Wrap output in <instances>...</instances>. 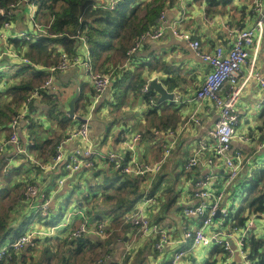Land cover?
<instances>
[{"label":"crops","instance_id":"0c3cea01","mask_svg":"<svg viewBox=\"0 0 264 264\" xmlns=\"http://www.w3.org/2000/svg\"><path fill=\"white\" fill-rule=\"evenodd\" d=\"M146 1L135 0L134 5L142 6ZM209 3H211L209 0H175L170 6L166 5L163 10L164 25L166 27L176 26L178 31L187 33L191 38L199 40L203 50L212 51L215 46L219 44L226 46L231 40L229 29L247 28L254 23L255 17L251 12L252 0H230L225 3L217 1V3L215 2L216 4L211 6H209ZM140 14H143V12ZM28 21L30 19L27 14L21 13L14 28L24 29L20 28V23L24 22L26 24ZM80 51L81 53L85 52L83 45H81ZM253 53L254 49L251 47L249 49V58L236 77L239 82L245 78ZM149 61L154 67H168L170 71H173L174 75H177V80H179L178 87L174 89V100H167L164 105L156 108H154V102H145L142 89L138 92L127 90L121 94L114 87L125 72H133L142 63L145 65L142 74L145 79L143 86L153 77L161 79L170 76L164 69H147ZM254 70L264 77V38L260 41L255 54ZM15 71L16 69L13 71L5 70L4 72L11 73L8 74L11 76L15 74ZM208 71L209 67L199 59L187 42L175 37L170 29L166 28L165 34L160 39L144 38L141 40L139 47L134 53L133 60L123 67V70L117 74L116 78L110 80L109 86L98 98L94 94L92 82L83 64L77 63L66 70L57 71L53 76L52 87L54 90L48 91L53 97L56 96L58 98L59 104L62 109L66 110V114L69 108V101L75 94L79 95L81 85L90 89L89 92H86V95L90 97L87 112H84L81 117L89 119V140L93 149L99 154L117 151L128 162H135L138 165L151 164L162 155L161 146L156 141L154 132L170 130L176 133L174 148L159 172L164 175L162 185L164 182L166 185L173 182L175 201L167 207L161 206L160 201H163L165 197L161 195V188H159L157 201L144 209L152 223L159 224L168 230L173 241L172 246H169L170 250H167L165 254H159L153 248L155 238H142L135 228L131 226L128 237L123 240H117L114 249L108 252L113 257L114 264H120L125 254L144 247H147L145 255L148 264H161L168 261L170 253L173 252L174 248L179 247L183 229L198 225L196 220L185 218L182 209L185 205L193 203L192 191L195 183L198 177L203 176L210 168L204 163L189 170H185L184 167L187 159L197 151L199 141H211L208 132L214 126L219 115V110L212 101L208 99L200 102L192 101V97L202 86ZM117 80L119 81L115 83ZM127 81L128 79H124L122 83H118L122 85H118V88L121 87L123 89V84H126ZM5 88L6 86L0 82V89L3 94L1 95L0 93V97H4L2 99L9 97V93L5 94ZM120 97H123L121 104L118 103ZM263 97L264 89L254 79L249 78L245 81L237 102L239 116L237 135L231 143V151L242 153L245 163L237 179L224 192L220 204V207L223 208L222 210L234 209L238 211L239 217H244L245 219L248 214L253 212L248 199L245 198V191L249 187L250 181L255 177L254 170L256 168L260 169L264 165ZM45 109L46 106L38 104V107L29 110L24 119L18 124L21 144L27 146L28 152L30 151L29 146L35 141L34 138L44 140V138L48 137L55 139V136L61 132L57 122L49 118ZM171 113L175 115V118L170 120L167 115ZM75 115L77 116V114ZM194 119H197L198 122H195ZM79 124L80 121L74 120L63 131L65 138L70 131L77 129ZM135 133L141 134V138L133 151H129L122 143L123 135ZM8 134L9 129L0 131V145L7 139L6 136ZM65 138L63 137L60 141ZM81 145L84 144L80 138L66 141L62 145L63 152L67 153L75 146ZM3 150L0 153V173L7 176L11 172V176L7 180H2L0 176V189H12L13 185L20 180H33L40 191L48 192L51 195V208L55 211V214L63 209L64 213L68 209L83 211V207H86V205L90 206L93 201L102 199L101 191L97 184L108 173L106 171L107 168L103 167L102 160H98L96 167L91 171L63 173L64 169L62 167L49 168V163L39 160L34 155L35 152H29V157H23L15 155L11 145H4ZM5 159L9 160L7 164H5ZM34 165H39L41 172L34 170L32 168ZM214 165L215 167L212 170L215 173L216 186H219L217 188L219 190L226 175V168L219 159L214 162ZM250 173L252 174V179L248 178ZM152 177L144 176L145 188L151 186ZM61 179L62 182L59 183ZM20 192L21 190L19 194ZM260 194L262 195V189ZM23 208L28 210L25 206ZM31 216L33 214L30 213L26 218H23V216L17 217L18 222L14 224L16 226L26 220L28 223L23 233L28 231H37L39 233L36 236L37 243H35V247H25L21 252H26L25 250L40 251L46 243L45 237L44 239L40 237L44 234L42 231L43 223H39L38 220H31ZM103 216L102 221L106 224L108 230L111 218L107 214ZM76 218L81 217L73 215L70 217L68 224ZM84 221L86 226L93 231L94 229L91 227L93 223H90L89 217L84 218L81 223ZM216 224L218 222L207 228L206 232L210 233ZM88 235L95 236L93 232L88 233ZM247 236V241L253 236L258 239H264V215L257 216L255 227L249 231ZM232 246L235 248V253L228 255L223 250V253L215 252L217 246L214 244L205 247L208 248L207 252H202V248L198 246L190 249V245L187 243L185 245V248H188L186 255L178 264H203L207 258H210V260L214 259L216 261L215 264H243L240 251H238L234 241ZM248 249L245 248V253L249 256ZM21 252L18 251L17 253ZM257 252L264 259V244L258 247ZM29 261V263H32V258ZM29 263H27L26 259L25 264Z\"/></svg>","mask_w":264,"mask_h":264},{"label":"trees","instance_id":"16d2710c","mask_svg":"<svg viewBox=\"0 0 264 264\" xmlns=\"http://www.w3.org/2000/svg\"><path fill=\"white\" fill-rule=\"evenodd\" d=\"M23 1L0 0V32L4 31L3 25L5 22L16 25L21 14L18 8ZM99 1L36 0L35 20L37 23H35L43 28L44 33H37L34 29V22L30 20L26 24L24 22L20 23V28H24L30 39L7 38L6 45L0 44V52L11 50L17 55L16 57L0 55V67L9 68L19 65L14 75L6 78L5 75H0V82L2 81L6 86L5 94L9 93L8 98H0V131L8 129L12 119L20 113L25 105L27 107L26 114L29 110L36 109L38 104L46 106L47 115L51 120L57 122L61 132L55 136V139L48 137L44 140L34 138V143L29 146V152H35L34 155L42 162L47 161L48 165L51 164L56 154V148L61 142L60 140L63 137L65 138L63 131L75 120L66 114L65 109L61 108L58 98L53 97L48 89L42 87L50 75L49 68L58 64L61 54H66L69 57L78 56L81 53V45L85 43L89 52L91 70L109 74L110 80L116 78L123 67L133 60L136 51L130 53L129 50L135 42L141 38L145 31L156 25L166 5L170 6L175 2V0H147L142 6H135V0H119L113 8H102L97 5ZM217 1L225 3L230 0H209L211 2L209 6L216 4ZM142 12L143 14H140ZM40 18H43L44 21L41 22ZM33 39L36 40L32 41ZM23 59H27V61L24 62ZM144 66L142 63L133 72H125L122 75L123 77L119 79L120 81H115V83L119 81L120 84L124 79H128L127 83L123 84V89L118 88V83L114 85L119 93L122 94L127 90L135 92L141 90L145 82L142 77ZM147 69H164L165 72L170 74L169 77L160 79L168 92H174V89L178 87L177 75H174L168 67H154L149 61ZM1 89L0 93L3 95ZM34 90H38L41 97L26 102V99ZM89 91V88H84V85H81L74 104V114H77V116L87 112L90 97L86 95V92ZM143 94L146 103H150V100L154 102V108L167 102V100L158 102V94L150 88ZM122 99L123 97H120L119 104L122 103ZM167 117L171 120L175 118V115L171 113ZM8 136L6 137L8 138ZM122 161L123 163L128 162L126 158ZM103 167L107 168L108 173L97 184L102 199L93 201L90 206L83 207L85 213L81 218H76L73 222L58 228L57 232L51 227L65 221V219L61 220L65 217L64 209L55 214V211L51 208L48 219L37 218L39 223H43L42 231L44 234L40 237L43 239L45 237L46 243L38 252L36 260L29 264H95L102 250H106V253H108L114 249L117 240L128 237L131 226L124 221L123 215L137 202L148 197H155L156 202L157 197H159L157 196L159 188H161V195L165 197L163 201H160L161 206L167 207L175 201L173 182L167 185L165 182L163 185L161 184L164 177L163 174L159 173L161 169L152 177L151 186L145 188L144 176L127 174L115 169L113 165ZM32 168L37 172H41L39 165H34ZM61 170L63 169L61 168ZM62 172L66 173L67 171L63 170ZM0 176L2 180H7L11 176V172L7 176L0 173ZM27 184L35 183L30 179L20 180L13 185L12 189H0V245L3 244L4 240H14L17 236L23 234L26 228L28 223L26 220L16 226L14 225L17 217L23 216V218H26L31 213L26 201L23 199L22 192L18 193V198L14 201L12 209L6 203L16 189L20 187L22 190ZM263 186L264 166L255 172V177L250 181V185L244 194L247 196L245 198L248 199L253 212H264V197L260 194ZM160 198L162 199V197ZM23 206L28 210H24ZM233 210H230V225L240 227L245 222V218L239 217L238 211ZM103 213L111 218L105 239L90 235L85 236L83 239L69 237L70 230L78 227L86 217H89L90 223L92 222L96 227L97 223L104 218ZM34 217L35 215L31 216L30 219L32 220ZM226 222L228 223L227 220ZM133 232L135 233L134 230ZM262 244H264V239H258L254 236L245 241V248H249L248 257L255 264H264V259L257 252L258 247ZM146 250L147 247H144L125 254L120 264H148L145 255ZM215 250L217 253H223L222 248L218 246ZM26 259L25 253L19 255L17 252H11L10 258H5L0 264H25ZM215 262L214 259L207 258L203 264H215ZM161 264L170 263L168 260Z\"/></svg>","mask_w":264,"mask_h":264},{"label":"built area","instance_id":"2783aa9c","mask_svg":"<svg viewBox=\"0 0 264 264\" xmlns=\"http://www.w3.org/2000/svg\"><path fill=\"white\" fill-rule=\"evenodd\" d=\"M119 0H100L97 3L98 7L113 8ZM36 0H24L18 8L19 12L26 13L28 18L35 23V11L37 9ZM251 12L254 15V23L252 26L241 29H229L231 40L225 45H217L212 51H205L201 47V43L197 39L191 38L187 33L177 30L176 26L164 25V13H161L155 26L145 31L139 40L135 42L133 47L129 50L134 53L144 38L153 40L160 39L169 28L171 33L180 39L187 42L189 47L195 51L199 59L204 62L209 71L205 76L202 86L196 91L192 101L200 102L208 99L214 103L219 110V115L214 123L212 129L209 130L208 135L211 138L210 142L201 140L198 142L197 151L192 154L185 164V170L199 166L201 163L209 166V171L203 176H199L192 191L193 203L187 204L183 207L182 213L185 218L193 219L198 222V225L191 226L183 229L182 240L179 241V247L174 248L170 253L168 259L170 264H178L183 257H185L187 249L185 245L189 243L190 249L196 246L207 247L214 244L223 249L228 255L235 253V248L232 246L234 241L238 251H240L243 259V264H255L248 255L245 253V241L247 234L255 227V220L257 216L264 215V212H251L247 215L245 222L242 226H231L230 210L220 207L224 192L231 187L233 182L239 176L245 159L242 153L232 152L231 143L233 138L237 135V126L239 123V116L237 112V102L240 97L241 90L244 87L245 81L249 78L254 79L258 85L264 89V77L259 72L254 70L255 54L257 52L260 41L264 38V0H252ZM21 15V14H20ZM4 31L0 32V44L6 45V39H30L26 35L24 29H15V25L10 22L4 23ZM33 39L32 41H35ZM85 48L84 53L78 56L69 57L66 54H61L60 61L57 65L49 68V77L46 79L43 88L53 91V76L57 71L66 70L77 63L83 64L89 74L92 86L94 88L95 96L98 98L109 86V74L93 72L90 66V57L86 44L83 43ZM253 47V58L250 61L249 69L245 78L239 82L236 78L241 71L242 67L246 64L249 58V49ZM0 55H8L9 57H16L17 55L11 51L0 52ZM1 57V56H0ZM82 58V59H81ZM24 62L27 59H23ZM17 66L13 67H0V75L8 74L5 70H14ZM12 68V69H11ZM3 78V79H5ZM2 82V81H1ZM3 84V82H2ZM142 92L148 91V84L146 83L142 88ZM51 94V93H50ZM41 95L38 90H34L26 99L29 102L31 99L39 98ZM264 100V97H263ZM150 103H153L150 100ZM27 107L21 109L20 113L15 116L8 129V138L0 145V153L4 150V145H11L13 153L17 156H30L27 146H23L20 141V134L18 130L19 122L24 119ZM89 119L85 118L80 122L77 129L70 131L66 138L61 141L56 148V154L52 159L49 168L62 167L65 171L72 172H88L91 171L98 160H102L104 166L113 165L115 169L131 175L141 176H154L158 173L165 163L166 159L170 156L172 149L176 142L175 131H156L154 132L156 141L160 144L162 155L151 164L138 165L137 163L127 162L123 163V157L117 151H108L105 154H99L93 149L89 140ZM198 122L197 119H194ZM141 135L135 133L132 135L124 134L122 143L129 150L133 151ZM81 139L84 145L75 146L67 153L63 152L62 145L64 142ZM206 155L204 158L203 156ZM219 159L226 168V175L223 179L221 189H217L216 176L213 172L215 167L214 162ZM7 164L9 160L5 159ZM252 179V174L248 175ZM62 179L59 180V183ZM23 199L27 203V207L31 210V214L35 215L34 218L48 219L51 212V195L48 192L40 191L34 184H27L22 190ZM262 195L264 197V186L262 187ZM155 203V197L143 198L137 202L131 209L127 210L123 215V219L130 226L137 228L140 237L155 238L153 248L159 254H165L170 250L173 241L170 238L167 229L161 227L159 224H154L149 220L144 209L150 204ZM217 213L219 216H216ZM83 216L82 210L68 209L65 213V221L63 225H67L70 217ZM37 220V219H36ZM228 221V223L226 222ZM210 233L206 232L207 228L217 223ZM226 223V225H225ZM56 226V228H54ZM52 226L51 229H57L58 226ZM107 226L103 221H99L96 228L91 231L86 222L80 223L79 226L72 232L73 237H78L84 232H93L100 238H105L107 235ZM238 233V235H236ZM39 235L37 231H28L17 236L14 240L8 241L0 246V262L5 258H10L11 252H18L25 247H35L36 236ZM102 257V258H101ZM100 259L95 261V264H114L111 254L106 253Z\"/></svg>","mask_w":264,"mask_h":264},{"label":"rangeland","instance_id":"374dc122","mask_svg":"<svg viewBox=\"0 0 264 264\" xmlns=\"http://www.w3.org/2000/svg\"><path fill=\"white\" fill-rule=\"evenodd\" d=\"M37 5V4H36ZM34 20H35V17H34ZM40 21L41 22H43L44 21V19L43 18H40ZM35 22H37L36 20H35ZM36 31H37V33H44V30H43V28L41 27V26H39L38 24L37 25H35V28H34ZM1 99H2V97H0ZM0 99V100H1ZM6 140V139H5ZM264 166V165H263ZM262 166V167H263ZM261 167V168H262ZM259 170V168H256L255 170H254V172H256V171H258ZM21 190V188L19 187V189H16L15 191H14V193L7 199V203H6V205H9L10 207H11V209L13 208V206H14V201L18 198V193H19V191ZM97 201V200H96ZM14 215H15V213H13ZM62 217H63V215H62ZM37 218H33V220L35 221ZM65 219V217L64 218H61V220H64ZM125 221V220H124ZM18 222V219L16 220V223ZM63 222L61 221L59 224H57V226H58V228H61L62 226H65V225H63L62 224ZM79 226V225H78ZM91 227H92V229H95L96 227H94V225H91ZM54 228H56V226L54 227ZM58 228L55 230L56 232H57V230H58ZM77 228V227H76ZM76 228H74V229H72V230H70V233H69V237H72V238H79V239H83L85 236H87L88 235V233L87 232H84V233H82L81 235H79L78 237H73L71 234H72V232L76 229ZM135 230H136V232L138 233V231H137V228H135ZM139 234V233H138ZM94 235L97 237V238H99V239H105V238H100L98 235H96L95 233H94ZM107 236V235H106ZM140 236V235H139ZM142 238H145V239H148V238H152V237H142ZM198 247H200V248H202V252H207L208 251V248H205V247H203V246H198ZM24 249V248H23ZM42 249V248H41ZM40 249V250H41ZM22 250V249H21ZM21 250H19V252H21ZM26 252H21V253H19V254H22V253H25V255H26V257H31L32 258V261H34V260H36V258H37V255H38V252H39V250L37 251V252H35V251H31V250H25ZM31 252V253H30ZM105 252H106V250H102L101 251V253H100V256H99V258L98 259H100V257L102 256V255H104L105 254ZM32 255H33V257H32ZM31 258H27V263H29L30 261H29V259H31ZM102 258V257H101Z\"/></svg>","mask_w":264,"mask_h":264},{"label":"water","instance_id":"95a60500","mask_svg":"<svg viewBox=\"0 0 264 264\" xmlns=\"http://www.w3.org/2000/svg\"><path fill=\"white\" fill-rule=\"evenodd\" d=\"M148 87L152 90H154L158 95V102H161L163 100H174L175 93L174 92H168L164 85L160 82V79L157 77H153L148 81ZM78 95L75 94L73 98L69 101V108L67 110V115L75 120H78L80 122H83L85 119L81 116H76L74 114V103L77 99ZM216 216H219L217 213Z\"/></svg>","mask_w":264,"mask_h":264},{"label":"bare ground","instance_id":"6f19581e","mask_svg":"<svg viewBox=\"0 0 264 264\" xmlns=\"http://www.w3.org/2000/svg\"><path fill=\"white\" fill-rule=\"evenodd\" d=\"M53 226H55V225H53ZM8 241H12V240H5V241L3 242V244L6 243V242H8ZM3 244H1V245H3ZM1 245H0V246H1ZM222 250H223V249H222Z\"/></svg>","mask_w":264,"mask_h":264}]
</instances>
